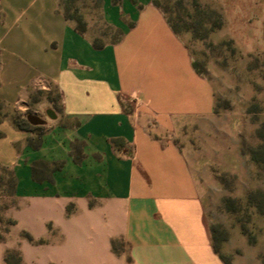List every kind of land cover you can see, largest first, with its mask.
I'll use <instances>...</instances> for the list:
<instances>
[{"label": "crops", "instance_id": "0c3cea01", "mask_svg": "<svg viewBox=\"0 0 264 264\" xmlns=\"http://www.w3.org/2000/svg\"><path fill=\"white\" fill-rule=\"evenodd\" d=\"M219 1L224 34L236 39L242 19L264 31V0ZM100 9L122 34L95 48L62 0H0V179L11 173V213L21 229L24 218L32 228L58 219L54 264H225L187 158L166 136L213 113V85L152 0ZM3 251L0 242V264Z\"/></svg>", "mask_w": 264, "mask_h": 264}, {"label": "rangeland", "instance_id": "374dc122", "mask_svg": "<svg viewBox=\"0 0 264 264\" xmlns=\"http://www.w3.org/2000/svg\"><path fill=\"white\" fill-rule=\"evenodd\" d=\"M160 1L178 17L179 36L215 90L213 113L178 124L166 136L187 158L218 253L228 264H264V31L245 26L242 19L236 39L224 34V24L217 26L224 15L219 0ZM66 5L69 15H80L86 22L92 39L119 38L96 0H68ZM247 32L252 41H242ZM53 95L58 100L57 90ZM12 182L9 171L1 172L0 242L5 264L7 250L12 254L10 264H16L19 254L20 264H25L23 253L36 264H54L50 254L60 240L54 228L58 219L34 218L32 228L31 219L24 218V228H19L11 213L18 203Z\"/></svg>", "mask_w": 264, "mask_h": 264}, {"label": "trees", "instance_id": "16d2710c", "mask_svg": "<svg viewBox=\"0 0 264 264\" xmlns=\"http://www.w3.org/2000/svg\"><path fill=\"white\" fill-rule=\"evenodd\" d=\"M98 5L100 6V0H96ZM153 3L159 8L161 9V11L164 13V15L166 16L170 26L172 27V29L179 35V31H180V27H179V20L174 17L172 15V8H170L168 5H166V3H163L161 2L160 0H152ZM63 2V6H64V9H67L68 8V5L67 2L68 0H62ZM65 11V15L67 17V19H71V20H75L76 21V25H75V28L79 31V32H85L86 31V22L82 19V17L80 15H74V16H71L69 15L66 10ZM221 16V15H220ZM223 24V20H222V17L220 19V22H219V25H217L218 27L222 26ZM119 38L121 37V30H119ZM118 40V38L116 39ZM114 40V41H116ZM93 42V46L95 48H102L105 44H106V41H102L100 39H93L92 40ZM193 66L195 67V69L197 70V72H199L201 74V70L197 67V64L193 61ZM202 75V74H201ZM17 126L19 127H25V126H28L29 125V122L28 121H24V123H20V122H16ZM122 140L120 138H114L112 139V143L114 146H118L120 144ZM210 232H211V238H212V243H213V247L215 249V251L218 253V250L217 248L215 247V244L213 242L214 240V237H213V230L211 229L210 227ZM7 255H6V264H10V260H11V251H8L7 250ZM219 254V253H218ZM219 256L221 257V259L224 261L225 264H228V262H226L224 260V258L222 257L221 254H219ZM16 264H20V260H21V257H20V254L18 255L17 259H16Z\"/></svg>", "mask_w": 264, "mask_h": 264}, {"label": "water", "instance_id": "95a60500", "mask_svg": "<svg viewBox=\"0 0 264 264\" xmlns=\"http://www.w3.org/2000/svg\"><path fill=\"white\" fill-rule=\"evenodd\" d=\"M27 119L32 123V124H41L44 122V119L41 118L40 116L30 113L27 115Z\"/></svg>", "mask_w": 264, "mask_h": 264}]
</instances>
